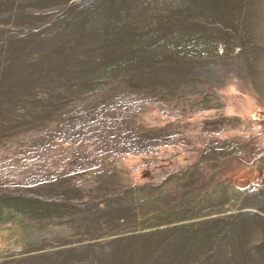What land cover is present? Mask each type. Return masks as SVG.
I'll return each instance as SVG.
<instances>
[{
    "label": "rangeland",
    "instance_id": "rangeland-1",
    "mask_svg": "<svg viewBox=\"0 0 264 264\" xmlns=\"http://www.w3.org/2000/svg\"><path fill=\"white\" fill-rule=\"evenodd\" d=\"M0 264H264V0H0Z\"/></svg>",
    "mask_w": 264,
    "mask_h": 264
},
{
    "label": "built area",
    "instance_id": "built-area-1",
    "mask_svg": "<svg viewBox=\"0 0 264 264\" xmlns=\"http://www.w3.org/2000/svg\"><path fill=\"white\" fill-rule=\"evenodd\" d=\"M256 190V187L255 186H251V188H249V192H254Z\"/></svg>",
    "mask_w": 264,
    "mask_h": 264
}]
</instances>
